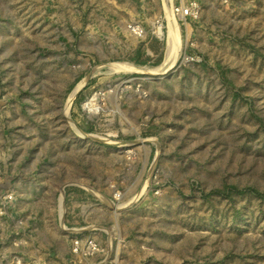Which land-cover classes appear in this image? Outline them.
Returning <instances> with one entry per match:
<instances>
[{"label": "rangeland", "instance_id": "374dc122", "mask_svg": "<svg viewBox=\"0 0 264 264\" xmlns=\"http://www.w3.org/2000/svg\"><path fill=\"white\" fill-rule=\"evenodd\" d=\"M168 2L0 0V264H264V0Z\"/></svg>", "mask_w": 264, "mask_h": 264}, {"label": "built area", "instance_id": "2783aa9c", "mask_svg": "<svg viewBox=\"0 0 264 264\" xmlns=\"http://www.w3.org/2000/svg\"><path fill=\"white\" fill-rule=\"evenodd\" d=\"M228 0H222V3L226 4ZM202 4L197 0L188 1L185 4H171V12L174 16H177L178 19L183 20V22H187V18L196 19L201 13ZM127 30L137 38H143L145 35V30L138 23H129L126 26ZM163 19L161 16L156 17L152 22V34L158 39H162L163 37ZM159 30L162 32L159 34ZM71 251L74 255L80 257V259H86L88 261L93 256L98 255L102 248L97 240L93 237H81L78 235H74L71 238ZM41 264V263H35ZM90 264V263H89ZM97 264H113L111 261L103 259L99 261Z\"/></svg>", "mask_w": 264, "mask_h": 264}, {"label": "bare ground", "instance_id": "6f19581e", "mask_svg": "<svg viewBox=\"0 0 264 264\" xmlns=\"http://www.w3.org/2000/svg\"><path fill=\"white\" fill-rule=\"evenodd\" d=\"M162 32L159 30V34ZM166 41H167V56L166 59H170L171 61L175 60V53L179 49V42H178V35H177V29H176V24L172 17L168 21V26H167V36H166ZM163 39V38H162ZM115 68L116 69H129V68H135L132 67L131 65L125 64V63H115ZM134 65V64H133ZM113 66V65H112ZM135 66V65H134ZM82 85V84H81ZM78 86L73 90L72 94L70 95V98L66 102V110L69 108L70 103L73 99L74 94L77 92ZM93 100V99H90ZM85 107H88L92 112H96L98 110L97 107L93 106L91 101H88L84 103Z\"/></svg>", "mask_w": 264, "mask_h": 264}, {"label": "crops", "instance_id": "0c3cea01", "mask_svg": "<svg viewBox=\"0 0 264 264\" xmlns=\"http://www.w3.org/2000/svg\"><path fill=\"white\" fill-rule=\"evenodd\" d=\"M160 1V0H159ZM189 0H169V4H167L168 5V10H170V8H171V4H178V3H182V4H185V3H187ZM197 1H199L201 4H203L204 2H203V0H197ZM126 4H127V2H126ZM258 5V4H257ZM162 6H163V3H162ZM163 9H164V6H163ZM167 10V11H168ZM166 11V12H167ZM169 13V12H168ZM168 15V14H167ZM177 20V19H176ZM180 21H181V23H183V24H187V22L185 21V22H183V20H181V19H179Z\"/></svg>", "mask_w": 264, "mask_h": 264}]
</instances>
